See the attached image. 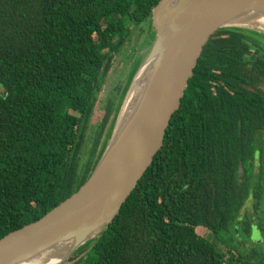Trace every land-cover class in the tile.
Listing matches in <instances>:
<instances>
[{
  "label": "trees",
  "instance_id": "obj_1",
  "mask_svg": "<svg viewBox=\"0 0 264 264\" xmlns=\"http://www.w3.org/2000/svg\"><path fill=\"white\" fill-rule=\"evenodd\" d=\"M159 1L0 0V238L44 216L91 175L122 106L109 98L87 151L100 93L134 29L152 25ZM261 81L264 33L217 30L163 146L108 227L77 248L75 264H264L262 248L249 254L224 238L240 226L247 242L256 224ZM249 199L253 225L252 213L239 215ZM201 226L226 249L200 235Z\"/></svg>",
  "mask_w": 264,
  "mask_h": 264
},
{
  "label": "water",
  "instance_id": "obj_2",
  "mask_svg": "<svg viewBox=\"0 0 264 264\" xmlns=\"http://www.w3.org/2000/svg\"><path fill=\"white\" fill-rule=\"evenodd\" d=\"M249 12L264 17V0L157 3L151 17L154 39L144 61L155 58V62L134 116L118 135L117 118L101 159L75 193L41 218L0 238V264L31 260L61 242H71L72 251L108 227L163 146L205 44L220 28L238 27L241 23L236 21Z\"/></svg>",
  "mask_w": 264,
  "mask_h": 264
},
{
  "label": "rangeland",
  "instance_id": "obj_3",
  "mask_svg": "<svg viewBox=\"0 0 264 264\" xmlns=\"http://www.w3.org/2000/svg\"><path fill=\"white\" fill-rule=\"evenodd\" d=\"M106 23L107 21L104 20L103 24L106 25ZM151 26L152 25L150 23H145L144 25L137 26L133 31L130 44H127L123 49L122 53L117 55L116 58L114 59L113 67L109 72L106 83L103 86V89L100 93L96 105L95 113L93 115L91 125L87 134V138L85 140V147L87 151L90 149L92 145L94 134L100 125L109 98L112 97L115 103H117L118 101L120 104L124 103V100L126 99L125 96H127L126 94H128L127 91L124 94V87L130 79L131 72L139 64L144 63L147 53L150 50L152 40L151 37L147 38V36L149 35V33H152L154 31V28H152ZM238 27L258 30L264 33V27L262 28L261 25L259 26L258 24L255 25L251 23H242L239 24ZM230 39L236 42L238 41V39L235 37ZM260 85L264 86V81H261ZM117 88L120 89L117 90ZM122 91L123 94H121ZM259 161H260V156H257V160L252 167L254 168L258 167ZM254 203H255V199H249L246 204V207H244L241 213L239 214L241 215V217H243L246 216L248 213H252V220H251L252 225L255 224V220L253 219V215L255 211L253 207ZM241 230H242L241 227L238 226L235 229L234 233L225 234L224 238L227 237L226 244L229 247L238 246L240 248L242 247L246 248V251L249 254L251 253L253 248L258 251L261 250L262 248L264 252V237L262 238L261 235L256 232L255 227H253V234L251 237L253 243L251 240L246 242L247 238L243 234L244 232H242ZM197 232L202 236L210 238L211 241L216 243L219 247L226 249V245L220 242L218 239H216L212 234H210V232L207 231L205 227L202 226L198 227ZM241 243H243L242 246ZM82 255H83L82 252H78L77 249H74L66 255V257L60 264H75ZM250 258L251 259L254 258L253 254Z\"/></svg>",
  "mask_w": 264,
  "mask_h": 264
},
{
  "label": "bare ground",
  "instance_id": "obj_4",
  "mask_svg": "<svg viewBox=\"0 0 264 264\" xmlns=\"http://www.w3.org/2000/svg\"><path fill=\"white\" fill-rule=\"evenodd\" d=\"M236 22L241 24H258L259 26L261 25L262 28L264 27V17L255 12L246 13ZM154 62L155 58L144 62L138 71L136 80H134L120 111L116 126V135L120 133L124 126L127 125L134 116L139 102L147 88ZM71 248V242H61L54 245L52 248L43 251L35 258L17 264H60L64 260L65 256L69 253Z\"/></svg>",
  "mask_w": 264,
  "mask_h": 264
},
{
  "label": "flooded vegetation",
  "instance_id": "obj_5",
  "mask_svg": "<svg viewBox=\"0 0 264 264\" xmlns=\"http://www.w3.org/2000/svg\"><path fill=\"white\" fill-rule=\"evenodd\" d=\"M258 156H260V155H258ZM256 160H257V157L255 159V162H256ZM262 164H263V167H264V137H263ZM259 165H260V162H259ZM258 188L261 189V194H260V196L257 197V200L260 201V203H259L258 208L256 210L257 215H256L255 230L263 238L264 237V229L262 227L260 219L264 220V184L263 185H259Z\"/></svg>",
  "mask_w": 264,
  "mask_h": 264
}]
</instances>
